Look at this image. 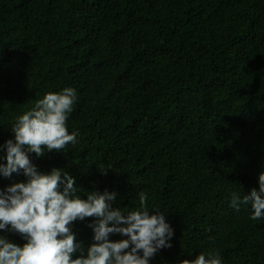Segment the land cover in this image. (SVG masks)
Returning a JSON list of instances; mask_svg holds the SVG:
<instances>
[{
  "label": "trees",
  "instance_id": "trees-1",
  "mask_svg": "<svg viewBox=\"0 0 264 264\" xmlns=\"http://www.w3.org/2000/svg\"><path fill=\"white\" fill-rule=\"evenodd\" d=\"M66 86L78 142L30 153L38 170L64 168L82 198L115 191L125 212L146 193L173 229L150 264L208 250L264 264V218L230 206L264 172V0H0V144L17 115ZM25 179L0 177V189ZM94 219L72 225L85 248Z\"/></svg>",
  "mask_w": 264,
  "mask_h": 264
},
{
  "label": "clouds",
  "instance_id": "clouds-1",
  "mask_svg": "<svg viewBox=\"0 0 264 264\" xmlns=\"http://www.w3.org/2000/svg\"><path fill=\"white\" fill-rule=\"evenodd\" d=\"M77 98L76 89L49 91L33 107L14 118L12 138L0 144V177L13 173L26 177L0 189V230L15 232L24 243L17 245L0 235V264H150L162 248L171 247L173 229L165 213L146 206L147 194L139 193L138 207L123 211L113 206L115 191H90L84 197L75 178L64 168L40 171L29 158L46 151L61 152L78 142V130L69 132L66 121ZM250 206L249 219L264 218V172L258 175V189L231 194L230 206ZM94 217L88 224L93 235L85 248L72 230L73 222ZM126 239L113 241L110 234ZM178 264H223L214 250L198 253Z\"/></svg>",
  "mask_w": 264,
  "mask_h": 264
}]
</instances>
